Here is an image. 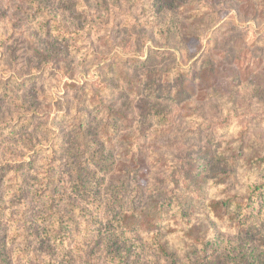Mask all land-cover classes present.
Listing matches in <instances>:
<instances>
[{
	"label": "rangeland",
	"instance_id": "374dc122",
	"mask_svg": "<svg viewBox=\"0 0 264 264\" xmlns=\"http://www.w3.org/2000/svg\"><path fill=\"white\" fill-rule=\"evenodd\" d=\"M193 5L198 13L178 16L198 36L173 37L152 0H0V264L9 255L13 264H198L200 247L211 259L216 231L222 248L261 244L258 232L237 233L255 220L247 207L240 220L211 225L195 180L208 170L211 192L264 189L257 160L239 161L230 176L222 166L239 146L248 160L264 147V0ZM239 6L245 21L235 18ZM55 24L49 41L45 30ZM206 61L217 70L215 93L207 81L198 85ZM181 72L194 73L192 85L188 76L177 81ZM142 104L160 108L147 114ZM109 111H119L113 126ZM101 154L108 161L90 168L96 174L81 190L90 195L73 204L80 189L70 166ZM115 190L126 210L157 199V243L143 232L112 247L106 204ZM189 193L184 219L175 204Z\"/></svg>",
	"mask_w": 264,
	"mask_h": 264
},
{
	"label": "trees",
	"instance_id": "16d2710c",
	"mask_svg": "<svg viewBox=\"0 0 264 264\" xmlns=\"http://www.w3.org/2000/svg\"><path fill=\"white\" fill-rule=\"evenodd\" d=\"M153 6L157 10V19L162 26V28H166L165 33L166 36L173 35L180 36L181 34L189 36H198V34L195 33V31H192L189 29V24L186 22H182L181 16H178V13H182L181 11L188 12L189 10H193L196 13H198V10L194 8L193 1L194 0H152ZM238 11L235 12V18L237 21H245L242 17V15L239 13V10L241 9V6L238 7ZM194 16V15H193ZM183 19L187 20V17H183ZM220 21L218 20L217 23ZM232 27L237 28V25H232ZM60 28L55 24L53 26H49L45 30V34L48 36V40L54 35V32L59 30ZM194 30V29H193ZM59 33H63L61 30L58 31ZM58 36H53L54 39H56ZM166 38V37H165ZM152 43H154V37H152ZM50 41V40H49ZM169 47V46H168ZM174 48L175 47H170ZM108 69L114 67V63L111 65L106 66ZM114 70V69H113ZM200 71V72H199ZM198 71V85L201 86V84L208 82L207 89L211 91H214L215 93V84L217 82V70L210 65V62L202 63L200 66V69ZM216 74V76H215ZM186 73H178L177 74V81H183L182 77H184L185 81L188 80L193 84V77L194 73H191V75L188 76ZM235 79V75L233 76ZM100 83L103 85L104 88H107V85L109 83L108 81V75L106 73H102ZM190 90V85L188 86ZM187 90V89H186ZM262 90L264 92V87H262ZM98 100V98H96ZM104 100L100 97V100H98L96 103L102 104ZM144 105V104H142ZM146 106V105H144ZM147 108L146 113L149 114L150 108H155L153 114L158 113V108H160L157 104L156 105H149L146 106ZM119 113V111H109L108 112V118L107 120L110 121L109 125L113 126L114 121L117 120L116 116ZM108 126V124H107ZM89 127H84L82 132V137L86 136L85 133H88L90 130ZM87 139H83V146L87 143ZM244 150V147H240L237 151H234L233 156H231L229 159L224 158L222 159V166L225 169V172L227 176L232 175L235 170L237 169V165L239 161H251L253 159L257 160V167L261 168L259 172H261L264 169V147L261 149H257L255 151V156H251L248 159H242L240 156L242 155V151ZM73 151L69 150L67 154H71ZM81 154V153H80ZM85 154V152L83 153ZM88 154V152H87ZM262 154V155H260ZM94 156H92L93 158ZM217 158V156H214ZM108 161V155H106V158L104 157V154H101L99 158L97 159H90V156L88 155L82 163H74L70 166L69 169V175L71 179L74 181V183L77 185V187L80 190H76V195L73 197L71 202L75 204L74 201L78 203L86 202V198L90 195L86 194L84 192H81V190H84L85 188L90 186V182L93 180L96 171H93L90 169L91 167L95 166L96 168H100L103 170V166L105 162ZM211 164H213L212 160ZM259 161V162H258ZM205 171V173H202L201 170H198V179L195 181H198V200L199 202H202V206L205 210V216L210 220V224L213 225H219L223 223V220L227 218V220H240V214L243 213V208L247 207L249 212V215L252 213H255V220L250 221V223H247V225L236 227L237 233L248 235L254 232H258L260 234V245L256 247V245H239V246H228L222 248L221 243L225 242V239L223 238V233L216 231L214 233L215 237L211 243V259H206L204 261L203 257L206 253L205 249H202L200 247L199 254H198V264H264V189L262 187H258V191L255 193V190L249 189L247 190L246 195L239 196L237 194L228 193V190L224 188L225 190H222L221 192L217 193L211 192L208 189L205 188L204 183L207 181L209 174ZM99 179H97V182ZM262 186V185H261ZM257 189V187H256ZM86 191V190H85ZM96 196H98L97 193H95ZM94 195H91L92 197H96ZM60 197V196H57ZM169 198L165 197L164 202H166ZM194 199V195L189 193L188 196H184L180 199V204L176 202L175 209L179 210L180 207H182L181 211L184 216V219L188 218V214L186 213L187 209H189L190 205L192 204ZM49 199V202H54L53 200ZM157 199H152L150 203L146 204L145 208L137 210L136 207H130L128 210H126V206L123 204V201L120 197V194L117 193V190L113 191L111 193V196L109 197L108 204H106V220L107 223H110L116 226L114 230L108 231V234L115 238L113 239L112 247L119 243L116 240H120L123 238L124 234H132L133 238L134 235L137 233H143L146 232L148 236H151V239L157 243V236L159 233L157 229L160 226V220L164 213V208H156ZM246 205H245V204ZM72 204V203H70ZM72 204V205H73ZM167 207L171 205L170 201H167L165 204ZM155 207V208H154ZM256 207V208H255ZM250 210V211H249ZM244 214V213H243ZM42 215V214H40ZM39 215V216H40ZM68 219L71 221V224L75 225L77 222L75 221L74 215L71 213H68ZM69 221V222H70ZM234 226V224H232ZM237 226V225H236ZM207 232V231H206ZM205 234V232H204ZM217 239L220 241H217ZM160 242V241H159ZM3 241H0V253L3 249ZM229 244V242L227 243ZM158 250L164 251V245L159 243ZM216 246V248H215ZM260 247V250L258 249ZM240 249H243L241 252L238 251ZM150 249V247H149ZM150 250H154L152 247ZM130 249L126 251L128 254ZM114 252L118 253L119 248H114ZM158 252V251H156ZM155 252V254H156ZM17 255L16 257H18ZM22 256V255H21ZM13 259L11 255H9V258L7 260L1 259L4 263L3 264H13ZM195 264V263H194Z\"/></svg>",
	"mask_w": 264,
	"mask_h": 264
}]
</instances>
